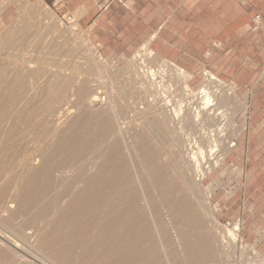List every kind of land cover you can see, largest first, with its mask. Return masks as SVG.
<instances>
[{
	"label": "bare ground",
	"instance_id": "1",
	"mask_svg": "<svg viewBox=\"0 0 264 264\" xmlns=\"http://www.w3.org/2000/svg\"><path fill=\"white\" fill-rule=\"evenodd\" d=\"M29 2L24 0L20 11L25 24L1 33L0 264H164L156 238L164 249L165 215L182 236L177 251L186 264L218 263L221 254L210 233H202L193 201L201 197L195 184L199 187L204 172L223 164L215 152L222 147L229 154L234 146L227 143L226 125L236 88L205 72L207 81L198 91L184 88L175 99L167 88H154L153 71L140 66L127 78L133 85L124 82L127 98L124 88L118 90L122 100L132 99L119 104L117 95L106 94L108 88L104 96L93 87L94 67L88 70L92 78L66 67L73 49L64 57L66 47L58 38L65 36L64 28L60 23L58 31L47 11L37 14ZM77 18L71 19L74 26ZM88 47L99 68V53ZM136 56L141 63L142 55ZM158 104L155 126L133 125L136 116ZM169 164L176 165L182 183L175 182ZM190 226L201 238L188 235ZM179 252L166 253L167 263L183 264Z\"/></svg>",
	"mask_w": 264,
	"mask_h": 264
},
{
	"label": "rangeland",
	"instance_id": "2",
	"mask_svg": "<svg viewBox=\"0 0 264 264\" xmlns=\"http://www.w3.org/2000/svg\"><path fill=\"white\" fill-rule=\"evenodd\" d=\"M23 1L0 0V43L2 41L1 33L6 26H23L25 24L26 16L20 15L21 8L24 6ZM29 1L28 6L32 8L33 12L47 11L48 16L52 17L51 20L54 21L53 24L58 22L55 28L58 26L56 28L58 31L64 28L65 36L58 34V38L62 37L60 38L62 40L59 41L60 39L55 37L60 43L64 41L63 44L66 47L64 48V57L69 58L70 55L66 56L67 52L73 49L74 52L73 50L69 51L70 58L72 60L75 58L72 62L78 61L75 63L77 66L68 62L71 60L70 58L69 60L63 58L64 62L66 59V62L69 63L66 67L70 66L74 72L78 71L77 76L80 75L82 78L91 75L92 72L91 76L94 78L89 77L94 79V81L92 80L93 87L98 88L104 96L111 95V93L114 94L113 97L117 95L118 98H115V101L118 99L119 104L132 99H125L129 95V90L125 88L133 85L131 80L129 85L127 78L130 79L129 77L140 66H143L144 71H150L148 69L153 71L154 85H156L154 88L159 87L161 90L167 88L172 96L175 95V99L181 97L184 88H188L190 92L198 91L199 87L207 81L205 72L214 73L223 83L225 82V85L236 88L235 105L231 106L232 109L229 110L231 116L229 115L227 118L228 122L227 119L224 121L225 125L227 122L226 127L228 128H226L227 143L229 141L228 145L234 144V146L231 147L229 154L222 147H219L215 152L214 157L221 159L223 164L210 173L205 171L206 175L204 174L198 180L199 187L198 184H195L198 190L196 193H200L197 195L201 197L197 201L194 200L193 205L196 207L203 223V229H205L202 233H206V231L210 233L218 253L221 254L220 261L215 264H247L264 260V61L261 60L262 55L257 54L258 48L241 43L237 46H230L229 49H225L218 42L208 45L190 43L191 39L186 27H175V23L172 21L163 27V18L172 10V6L166 5L165 1L160 4L158 0ZM162 8H164L163 12ZM74 14L78 15L76 26L71 22ZM29 19L27 18L28 21ZM57 30L55 32L58 33ZM68 37L69 40H66ZM81 37L83 41H81ZM73 45L77 47L72 48ZM88 46H92L99 53L98 60L99 63H102L99 66L103 68L101 72L98 69L102 68H98V65L93 66L97 63V59L94 61L95 58L90 51L88 52L90 49ZM68 48L69 50H67ZM77 51L78 55L75 54L77 56L75 57L73 54ZM136 54L142 55L141 63L137 62ZM78 56H80L79 60ZM82 57L87 59H81ZM90 58L91 62L88 64ZM101 60L105 63V71L104 63ZM131 60L135 63L133 64ZM82 62L84 63L82 64ZM79 65H82V69ZM89 68L91 69L90 73L88 72ZM178 69L183 73H179ZM1 72L2 67L0 66ZM167 72L169 75L166 74ZM86 73L87 76H85ZM102 76L104 77L102 78ZM169 76L172 77V80ZM176 77L178 78L176 79ZM124 82L128 83V86ZM169 85L171 86L168 87ZM121 88H124V91ZM120 89L122 92H128H126L127 94L123 93L126 95L124 100H122L124 95L118 93V90L121 92ZM105 92L107 93L104 94ZM116 92L117 94H115ZM159 111V104L152 106L146 109L143 115L136 116L132 123L138 128L145 127L146 123L149 126H155ZM93 129L92 131L95 132ZM91 136V133L83 134V141H86L87 138L89 140ZM151 141L158 149L155 145L156 141L152 138ZM171 165L169 164L167 167L173 177L177 178H174L175 182L177 180V183H182L176 173L177 170L174 169L177 167L173 168L176 165ZM200 200L202 203H207H203L206 208L201 205ZM205 210H208V213ZM165 217L163 226L167 233L163 239L166 247L162 248L160 236L156 240L163 258L162 261L164 264H168L166 253L168 254L172 250L181 251L182 236L175 220L166 215ZM210 217H214L217 223H214ZM228 229L234 235L226 231ZM187 231L191 238H201V232L196 227L190 226ZM221 241L223 242L221 243ZM178 249L179 251H177ZM178 255V260L183 261L184 264V256L180 252ZM43 263L53 264L47 260H44Z\"/></svg>",
	"mask_w": 264,
	"mask_h": 264
},
{
	"label": "crops",
	"instance_id": "3",
	"mask_svg": "<svg viewBox=\"0 0 264 264\" xmlns=\"http://www.w3.org/2000/svg\"><path fill=\"white\" fill-rule=\"evenodd\" d=\"M164 1L172 10L163 18V27L171 21L175 27H186L190 43L194 44L218 42L225 49L240 43L256 46L264 61V0H158V3ZM257 14L262 20L256 24Z\"/></svg>",
	"mask_w": 264,
	"mask_h": 264
},
{
	"label": "built area",
	"instance_id": "4",
	"mask_svg": "<svg viewBox=\"0 0 264 264\" xmlns=\"http://www.w3.org/2000/svg\"><path fill=\"white\" fill-rule=\"evenodd\" d=\"M262 20V17L260 14H257L255 16V23H259L260 21ZM247 264H264V260H261V261H257V262H252V263H247Z\"/></svg>",
	"mask_w": 264,
	"mask_h": 264
}]
</instances>
